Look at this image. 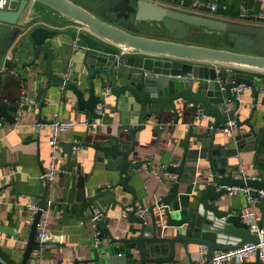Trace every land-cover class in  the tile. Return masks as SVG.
Returning a JSON list of instances; mask_svg holds the SVG:
<instances>
[{
    "label": "water",
    "instance_id": "obj_1",
    "mask_svg": "<svg viewBox=\"0 0 264 264\" xmlns=\"http://www.w3.org/2000/svg\"><path fill=\"white\" fill-rule=\"evenodd\" d=\"M0 22L13 29L9 44L17 36L20 39L14 52H31L29 62L17 60L16 64L37 65L43 53L47 78L52 85L71 90L79 109L102 116L94 113V78L109 86L116 104L123 107L116 108L119 117L114 131L107 139L90 146L95 151L94 162L102 163L104 170L111 172L106 174L110 180L99 195H111L108 205L121 204L118 197L123 192L131 195L128 220L137 225L136 234L125 239L111 238L133 245L128 247L135 261L129 264H192L194 247L200 246L206 247L205 259L212 264L215 251L258 243L257 232L241 220L240 211L227 208L225 196L226 187L230 186L250 187V195L255 198L262 192L258 199L264 213V177H233L234 168L240 163L238 152L253 151L256 157L264 158V115L259 131L256 115L264 101V26L192 14L147 0H112L101 14L72 0H8L5 8L0 7ZM51 23H68L70 27L59 31L47 26ZM145 25L163 30L165 37L143 34L141 29ZM60 32L76 43L69 46L62 60L74 61L85 74L89 94L86 100L75 82L64 81L52 71L56 57L49 41ZM193 32L219 37L222 45L212 47L189 41L187 38ZM240 83L248 85L254 94L253 105L244 119L239 117L244 112L240 94L232 93V88ZM3 95L1 91L0 118L14 123L13 113L17 115L18 108L9 106ZM178 104L190 113L183 153L176 163L165 167V172L176 176L171 180L169 193L147 208V222L146 215L134 214L135 192L129 184L134 171L147 164V160L136 162L130 155H137L136 133L145 130L151 120L156 121L152 130L159 133L164 107L176 110ZM198 107H203L205 117L197 120ZM124 115L129 119L126 124L122 123ZM228 121H233L234 126L224 131ZM121 131L128 138L122 137ZM191 138L193 148L189 145ZM77 146L76 142L67 144V161L59 167L68 177L77 163L76 157L72 158ZM45 182L19 264H30L33 259L32 252L38 243L36 225L42 212L54 203L47 199ZM181 183L192 185L186 198H179ZM61 206L65 208V203ZM91 212L92 207L90 217ZM105 219L104 216L97 225L100 235L105 233ZM261 228L259 220L258 229ZM242 264L262 262L256 255L254 263Z\"/></svg>",
    "mask_w": 264,
    "mask_h": 264
},
{
    "label": "crops",
    "instance_id": "obj_2",
    "mask_svg": "<svg viewBox=\"0 0 264 264\" xmlns=\"http://www.w3.org/2000/svg\"><path fill=\"white\" fill-rule=\"evenodd\" d=\"M179 1L176 0L173 3L175 6L173 8H178ZM193 1L183 0V8L178 10L229 22H235L242 10H264V0H222L226 8L219 7L215 13H210L206 9L204 3L207 0H196L197 5H193ZM74 2L95 14H101L112 0H96L97 7H88L76 0ZM163 4L172 8L168 2L161 5ZM230 7V11L226 12ZM54 17L59 20L57 16ZM248 25L264 26L260 22H251ZM47 26L59 31L70 27L68 23H51ZM157 29L154 34L153 32H143V34L164 38V31ZM12 34V27L0 22V92L2 91L3 96L7 98L9 106H17L21 93L26 95L28 101L17 120L16 114L13 113L16 125L0 118V264H19L22 259L31 224V211L26 204L38 203L39 195L42 194L46 183L42 174L50 161L49 123L54 120L73 119L78 121L91 119L96 124L92 129L83 124H76L72 129L59 133L61 142L57 160L59 172L52 181L47 182L46 193L48 201L54 202L46 209L50 239L45 242L40 258L35 260V263L129 264L134 262L132 250L129 248L133 245L111 240V238L125 239L136 234L137 225L129 221L128 217L120 216L121 204L130 205L131 195L121 192V196L118 197L121 204L111 203L110 205H108L111 199L110 194L99 195L109 183L110 177H106V174L109 175L111 172L104 170L102 163L94 162L95 151L90 146L97 141L107 139L110 131H114L117 117H119L116 108L121 110L123 107L116 104L115 97L111 93L106 94V86L100 78H94L96 102L104 100V112L99 118L86 109H79L77 98L71 90L54 86L47 78L43 53L37 65L23 67L16 64L17 60L29 62L31 52H14L20 39L17 36L9 44ZM217 38L221 42V39ZM49 42L52 43L53 54L56 57L52 62L53 73L61 76L64 81L75 82L83 91L84 100L88 99L85 74L80 71V67L74 61L62 60L66 57L69 46L74 42L63 32ZM59 45L62 46L59 47ZM202 45L217 47L209 43H202ZM253 98L254 94L249 86L240 93L244 111L239 115L240 119L247 117L253 105ZM263 105L264 101L258 106L256 114L259 116L258 131L263 122ZM189 118L190 113L182 105L178 104L176 110L165 106L161 120L163 125L160 126L159 133L152 130L155 120L146 124L145 130L136 133L137 155H130V159L140 162L148 158V163L134 171L129 180L130 186L134 188L136 205L148 208L169 193L171 180L174 178L166 175L165 167L176 163V160L182 156ZM127 122L129 119L124 115L122 123ZM121 135L128 138L123 131ZM70 142H76L78 146L74 147L75 151L72 153V158L76 157L77 163L68 177V173L60 170L59 167L67 161L64 150ZM189 145L192 148L195 147L194 138L190 139ZM238 154L240 163L234 168V173L242 169L246 176L264 177V158L256 157L253 151L238 152ZM203 176L207 174L203 173ZM191 190L192 185L181 183L179 198H186L185 194ZM258 197L254 199L253 208L257 224L259 220H262L261 230L264 234V213L262 215ZM188 198L191 199L192 196L189 195ZM225 200L228 204L227 208L232 211H240L247 203L245 196L241 193L225 196ZM61 203H65V208L61 206ZM92 206L103 210L106 218L105 234L110 237L107 245H95L90 217ZM145 215L149 222L148 214ZM198 249L199 247H194L195 252ZM255 260L256 255L250 256L246 261L254 263ZM32 263L30 261V264Z\"/></svg>",
    "mask_w": 264,
    "mask_h": 264
},
{
    "label": "built area",
    "instance_id": "obj_3",
    "mask_svg": "<svg viewBox=\"0 0 264 264\" xmlns=\"http://www.w3.org/2000/svg\"><path fill=\"white\" fill-rule=\"evenodd\" d=\"M156 4H162L165 2H168L170 6H173V3H175L176 0H147ZM193 5H197L198 3L196 0H194ZM8 4V0H0V7L5 8ZM164 5V4H163ZM204 5L206 6V9L209 10L210 13H215L219 9V2L217 0H207ZM165 6V5H164ZM169 7V6H167ZM183 8V0L179 1L178 8L174 9H181ZM222 8H226V5H222ZM235 22H242L245 24H249L251 22H260L264 25V10H242L239 14L237 19H235ZM76 45V43H73ZM248 88V85L244 83L238 84L236 87L232 88V93L235 95H239L243 90ZM106 94H110V87H105ZM28 98L25 94L21 93L17 108L18 112L16 115V120L19 118V114L25 109L27 104ZM105 102L104 100H99L96 102L94 106V112L98 115H102L104 112ZM227 110H229V107H227ZM204 109L203 107H198L196 111V118L201 119L204 118ZM13 125H16V121L12 123ZM76 124H83L87 126L88 128L92 129L95 127L96 122L91 119H85L84 121H78L76 119L73 120H54L49 123L50 127V139L48 141L49 147H50V161L48 164V167L45 169L44 173L42 174V177L48 182L52 181L59 172L58 166H57V160H58V153L60 152V146L61 142L59 139V133L63 131H67L72 129ZM234 126L233 121H228L225 123V126L223 128L224 131H229ZM148 163V158H146ZM166 175L169 178H175L176 175L171 174L169 172H165ZM239 176H242L244 178H247L243 172L242 169L238 170V172L234 173L235 178H238ZM250 178L254 179L255 176H249ZM227 196H233L237 195L239 193L243 194L247 200V203L245 206H243L240 209V215L241 220L248 224L250 226V229L252 231H256L258 235V243H246L243 244L241 247L233 250H226V251H215V253L212 255L211 262L212 264H242L245 262L250 256L257 255L259 260L264 264V234L262 230L258 229L257 224V218L256 213L253 208V203L255 197H252L250 195L251 188L247 186H230L226 187ZM262 195V192H259L260 196ZM26 207L31 211V220L33 218V214H35L38 210V204L34 202H28L26 204ZM161 205H157L158 209H161ZM47 210H44L41 214L40 220L36 225V240L38 241L37 246L33 249L32 255L33 259L31 260L32 264H39L35 263V260L40 258V254L42 249L44 248V244L47 240L50 239V234L48 233V220H47ZM132 211V206H124L120 211V216L122 218L128 217L129 212ZM147 211L146 207L137 205L136 209L134 211V214L136 216H143L145 215ZM91 222H92V231L93 236L95 237V245H107L109 243V236L105 233L100 235V230L98 228V223L104 218L103 210L97 207L92 206V212H91ZM206 254V247L200 246L199 249L195 252V256L193 257L192 264H207V261L205 259Z\"/></svg>",
    "mask_w": 264,
    "mask_h": 264
},
{
    "label": "rangeland",
    "instance_id": "obj_4",
    "mask_svg": "<svg viewBox=\"0 0 264 264\" xmlns=\"http://www.w3.org/2000/svg\"><path fill=\"white\" fill-rule=\"evenodd\" d=\"M75 1V0H73ZM78 2H81L82 4L88 6V7H97L98 4H96V0H76ZM157 27L156 26H143L142 29H141V32L143 33H148V32H153L152 34H154V32H157ZM163 32V30H162ZM165 33V32H164ZM199 41L200 43H209V44H212V45H215L217 47H220L222 45V43L220 42V40L216 37V36H213V35H207V34H203V35H200L199 36ZM213 47V46H212Z\"/></svg>",
    "mask_w": 264,
    "mask_h": 264
},
{
    "label": "trees",
    "instance_id": "obj_5",
    "mask_svg": "<svg viewBox=\"0 0 264 264\" xmlns=\"http://www.w3.org/2000/svg\"><path fill=\"white\" fill-rule=\"evenodd\" d=\"M219 1V7H222V5L225 3L224 1H222V0H218ZM233 7H235V6H233ZM230 9H231V7L230 8H228V10L226 11V12H229L230 11ZM200 35H203V34H201V33H199V32H193L192 34H190L189 36H188V40L189 41H192V42H196V43H199V44H202V43H200V39H199V36ZM222 43V42H221Z\"/></svg>",
    "mask_w": 264,
    "mask_h": 264
}]
</instances>
